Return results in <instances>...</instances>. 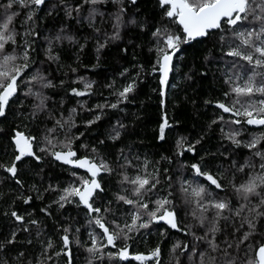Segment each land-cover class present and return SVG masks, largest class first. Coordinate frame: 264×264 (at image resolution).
I'll return each instance as SVG.
<instances>
[{"label": "snow or ice", "instance_id": "snow-or-ice-1", "mask_svg": "<svg viewBox=\"0 0 264 264\" xmlns=\"http://www.w3.org/2000/svg\"><path fill=\"white\" fill-rule=\"evenodd\" d=\"M105 2L106 0H80V3L73 5L67 0H59L58 5L52 4L49 13L55 11L57 7H63L65 17L76 19L77 24L87 23L88 28L92 29L97 36L96 52L99 58L100 50L105 48L110 40L120 39L122 26L136 25L141 31L145 28L144 21H137L134 16L127 18L124 0H113L117 8L110 14L99 10L98 6ZM129 2L134 5L136 0H129ZM46 3L47 0H7L6 3L0 4V9L3 10L0 13V116L6 114V106L16 98L20 87L25 85L24 96L32 98L31 109L26 119L35 121L43 117V122H52V127L43 129V135L40 138L42 146L39 151L54 157L56 161H62L63 164L85 170L86 175L79 176L78 182L72 181L61 190L55 203L62 208L65 203L76 202L77 207L83 206L86 209V223L90 229L88 240L83 243L78 238L73 240L70 237L71 227L65 226L62 229L63 234L59 237L61 252L69 256V246L74 242L82 246L87 253L86 264H103L105 258L109 264H121L129 257L139 264H150L153 260L159 261L160 245L157 244L148 253L133 254L129 250V241L133 240L141 230L148 229L153 222L162 221L169 228L185 231L194 237L191 245H181L177 242L171 246L170 252L173 254L175 264H264V232L260 229V222L264 220V150H261L264 148L262 144L264 132L252 135L248 141L241 138V131L245 125L264 128V0H159L162 11L161 23H158L151 32L154 43L149 51L155 53L151 72L159 76V92L162 97L166 95L169 73L174 68L179 69L173 54L177 53L181 44L194 41L196 38L206 39L210 30H219L218 41L221 48L225 49L224 55L233 58L230 61H224L226 66H230L222 70L224 84L227 86L223 96L230 103L221 100L205 101V103H214L221 112L209 122L208 127L211 128L219 122L222 140L230 142V145L235 148H246L251 153V158L246 159L243 164L238 165V162L234 160L230 165L235 172L228 186L235 197V206L231 199L219 197L214 191L209 190L212 186L218 190L225 189V185L220 182L224 174L218 172L214 175L210 170H206L202 164L204 157H201L200 162L182 166L190 168L193 178L181 179L177 193L173 190L174 185L168 177H166L168 187L166 189L160 187L159 169L153 168L152 172H148L149 161L147 160L141 164L139 157H136L137 163L133 164L132 159L121 149L117 154L114 168L103 157L97 160L98 149L95 146L91 148L90 155L79 156L73 149V141L78 137L66 134L63 140L57 138L59 130H70L74 126L73 116L76 109H70L67 117L63 114L56 116L54 109L48 107L49 97L45 94L46 89L54 87L52 80L39 70L27 76V79L23 78L22 74L31 68V38H38V33L34 28H26L22 34L19 33L13 26L14 18L18 16V13L11 11L17 6L28 9L25 21L22 22L23 26V23L31 24L36 8ZM85 8L87 13L84 11ZM105 15H108L111 22V32L104 31V42H100L102 28L96 24V20L99 18L101 25L109 22L104 20ZM165 20L179 25L182 29L181 34L174 33L168 24L163 23ZM65 40L76 43L74 35L67 34L63 28L46 38L45 56L48 61L59 60L60 57L55 48ZM7 45L12 46V51L7 50ZM80 48L83 49L84 44H81ZM205 60L209 61V58L206 56ZM72 71L75 72V69ZM127 71L128 69H124L121 76ZM201 75L204 73L202 72ZM138 77L139 72H137ZM185 78L191 79V76L185 73ZM78 79L83 81L82 77ZM84 87L90 91L92 84L85 83ZM135 87L136 78H133L115 93L117 103L95 107L114 109L120 100L128 99V95L135 90ZM70 91L77 96L84 94L75 87ZM161 103L163 104V100ZM224 113L230 114L228 120H225ZM100 118L101 113H98L91 120L85 121V125H92ZM166 126L165 119L159 126L160 137L158 138H163ZM123 128L124 125L117 122L108 138L118 140ZM13 133L11 142L14 145V158L10 165L0 164V169L15 178L17 162L21 161L22 157L27 155L40 161L42 156L34 151L36 137L18 129H14ZM202 138L201 136L200 139L186 144L187 138L181 137L177 144L186 147L189 152H195V146ZM98 143L103 144L104 141L101 140ZM257 145H261V148ZM81 147L88 151L87 145H81ZM121 159L124 161L123 164L119 163ZM129 168L134 170V174H129ZM117 170H119L120 190L113 194V199L109 200L106 206L96 207L94 201L97 195L102 197L104 191L98 174L112 173ZM167 172L168 170L165 169V173ZM237 174L241 177L238 183L236 182ZM71 175L77 177L75 171H72ZM200 178H203L205 182H200ZM16 183L21 184V181L16 180ZM177 195L180 204L189 209L186 215H190L203 229L202 235H196L192 231V225L179 227ZM153 196L156 198L152 199ZM73 198L77 199L74 201ZM124 205L128 206L127 210L123 209ZM41 212L49 214L47 207L41 209ZM117 213L120 214L117 215ZM10 216L16 222L24 220V217L16 211H11ZM109 216L112 217L111 220L108 219ZM29 224L38 226L39 222L31 220ZM24 230L29 229L25 227ZM76 232L79 233L80 229L77 228ZM39 234L38 232L37 235ZM165 234L162 230L161 236ZM257 236L260 237L259 242L254 239ZM15 238L16 231H12L11 239L5 243L12 244ZM121 241L123 245L117 247ZM53 243L51 238H48L46 244L42 243L41 257L36 258L35 264H46V261H51L52 256H48L47 253L53 248ZM4 247L5 244H0V248ZM109 248L115 250H109ZM177 251L180 255H175ZM61 252H54L52 255L60 256ZM20 255L23 256L25 253ZM181 256H186L187 262L181 259ZM0 264H7V261H0ZM28 264H32L31 259ZM66 264H72L70 258Z\"/></svg>", "mask_w": 264, "mask_h": 264}, {"label": "trees", "instance_id": "trees-1", "mask_svg": "<svg viewBox=\"0 0 264 264\" xmlns=\"http://www.w3.org/2000/svg\"><path fill=\"white\" fill-rule=\"evenodd\" d=\"M6 2L7 0H0V4ZM67 2L74 5L80 3V0H67ZM53 3L58 5L59 0H47L45 5L36 8L31 24L23 23V26L22 22L25 21L28 9L17 6L11 11L18 13V16L14 18L13 26L19 33L22 34L26 28H34L38 33V38H31V68L22 74L23 78L27 79V76L39 70L52 80L54 87L46 89L45 94L49 97L48 107L54 109L56 116L63 114L67 117L70 109H76L73 116L74 126L70 130H59L57 138L63 140L66 134L78 137L73 141V149L79 156L90 155L91 148L95 146L98 149L97 160L103 157L114 168L117 154L121 149L132 159L133 164L137 163L136 157H139L141 164L147 160L149 161L148 172H152L153 168L159 169L160 187L165 189L168 187L166 181L168 177L174 185L173 190L177 193L181 179L193 178L190 168L182 166L200 162L201 157H204L202 164L206 170H210L214 175L218 172L224 174L220 182L225 185V189L218 190L212 186L209 190L214 191L219 197L231 199L235 206V197L228 186L235 172L230 165L234 160L238 162V165L243 164L246 159L251 158V153L246 148H235L230 145V142L222 140L219 122L211 128L208 127L209 122L221 112L214 103L206 104L205 101L221 100L230 103L223 96L227 86L224 84L222 70L230 66H226L224 61H230L233 58L224 55L225 49L221 48L218 41L219 30L209 32L206 39L181 44L174 56L179 69L174 68L169 73L166 95L162 97L159 92V76L151 72L155 53L149 51L154 43L151 32L158 23H161L162 11L159 0H136L134 5L129 0H124L127 18L134 16L137 21H144L145 28L141 31L136 25L122 26L120 39L110 40L105 48L100 50L99 58L96 52L97 36L92 29L88 28L87 23L77 24L76 19L65 17L63 7H57L55 11L49 13ZM98 7L100 11L110 14L116 11L117 5L113 3V0H106ZM84 11L87 13V8ZM2 12L3 10L0 9V13ZM104 20L109 21L108 15H105ZM163 23L168 24L174 33L181 34L182 29L179 25L167 20ZM96 24L102 28L99 39L100 42H104L103 32H111V22L101 25L100 19L97 18ZM61 28L67 34L74 35L76 43L65 40L56 45L55 50L60 58L55 62L48 61L45 56L46 38L54 35L56 30ZM17 43L19 44V38ZM81 44H84L83 49L80 48ZM6 47L8 51H12L11 45ZM206 56L210 62L205 60ZM72 69H75V72ZM124 69L128 71L121 76ZM137 72H139L138 78ZM202 72L204 75H201ZM185 73H188L191 79H186ZM78 77H82L83 81ZM133 78H136V87L128 95V99L120 100L114 109L95 107L117 103L115 93ZM85 83L92 84L90 91L85 89ZM108 85L113 86L107 87ZM25 87V85L20 87L16 98L6 106V114L0 116V164L10 165L14 158V146L11 142L14 129L37 138L34 151L37 155H41L42 159L37 161L34 157H22L21 161L17 162L15 178L0 169V244H5L4 248H0V261H7V264H28L31 259L32 264H35L36 258L41 257L42 243L46 244L48 238H51L54 242L53 248L47 255L52 256V259L46 261V264H66L69 258L72 264H86L87 253L82 246L71 243L68 249L70 255L65 256L61 252L59 240L65 226L71 227L70 237L73 240L78 238L81 243L88 240L90 229L86 223V209L82 206L77 207L76 202L65 203L62 208L55 203L61 190L72 181L78 182L79 176L86 175L85 170L56 162L52 156L39 151L42 146L40 138L43 135V129L52 127V122H43V117L35 121L26 119L31 109L32 98L24 96ZM73 87L84 94L77 96L71 93L70 89ZM98 113H101L100 120L86 126L85 121L91 120ZM223 115L225 120L230 118V114ZM164 118L167 120V126L164 129L163 138L160 139L158 138L160 137L159 126L165 120ZM117 122L124 125V128L118 140H111L108 137ZM259 132H264V128L245 125L241 131V138L248 141L252 135ZM201 136L203 138L195 146V152H189L186 147L177 144L181 137L187 138V144L200 139ZM101 140L104 141L103 144L98 143ZM81 145H87L88 151ZM257 147L261 148V145ZM57 150H59L58 147ZM119 163L123 164V159ZM165 169L168 170L167 173ZM72 171L77 173V177L71 175ZM118 171L101 172L98 175L104 191L102 197L97 195L94 201L96 207L106 206L107 202L113 199V194L120 190ZM128 172L130 175L134 174L132 168H129ZM240 179L241 177L237 174L236 182L238 183ZM16 180H20L21 184H17ZM200 182L205 181L200 178ZM155 198V196L152 197V199ZM76 199L73 198L74 201ZM113 203L115 205V201ZM176 203L179 207V227L192 225V231L196 235H202L203 229L190 215H186L189 209L180 204L178 195ZM45 207L48 208L47 215L41 212V209ZM127 208V205L123 206L124 210ZM11 211H16L23 216V222L14 221L10 216ZM108 219L111 220L112 217L109 216ZM31 220H37L39 225L29 224ZM25 227L29 230L25 231ZM77 228L80 229L79 233L76 232ZM260 229L264 232V220L260 222ZM162 230L166 233L163 236H161ZM12 231H16L15 241L12 244H6L5 242L11 239ZM254 239L259 242L260 237L257 236ZM177 242L181 245H191L194 237L185 231L171 229L164 223L153 222L148 229L136 234V237L129 241V250L133 254L148 253L159 244L161 253L156 263L175 264L170 250L171 246ZM122 245L123 241L117 247ZM109 250L115 249L109 248ZM54 252H61V254L54 256L52 255ZM20 253L25 255L21 256ZM175 255H180L179 251ZM181 259L187 262L186 256H181ZM103 264H109L107 258L104 259ZM121 264H139V262L129 257Z\"/></svg>", "mask_w": 264, "mask_h": 264}, {"label": "water", "instance_id": "water-1", "mask_svg": "<svg viewBox=\"0 0 264 264\" xmlns=\"http://www.w3.org/2000/svg\"><path fill=\"white\" fill-rule=\"evenodd\" d=\"M211 31H215V29L214 30H210L209 32H211ZM199 39H202V38H196V40H199ZM189 42H192V41H189ZM178 51V50H177ZM175 54L176 53H174L173 55L175 56ZM224 114H227V113H224ZM165 119V118H164ZM247 126H250V127H253V128H258V127H260V126H256V125H247ZM14 146V145H13ZM27 156V155H26ZM53 159H54V157H53ZM55 160V159H54ZM56 161V160H55ZM56 162H59V163H62L63 164V162L62 161H56ZM66 165V164H65ZM68 166H70V167H72V168H76L75 166H71V165H68ZM76 169H78V168H76ZM80 170H84V169H80ZM101 173H99L98 175H100ZM83 207V206H82Z\"/></svg>", "mask_w": 264, "mask_h": 264}, {"label": "flooded vegetation", "instance_id": "flooded-vegetation-1", "mask_svg": "<svg viewBox=\"0 0 264 264\" xmlns=\"http://www.w3.org/2000/svg\"><path fill=\"white\" fill-rule=\"evenodd\" d=\"M160 222V223H164L162 221H157V223ZM150 263H153V264H157L155 260L151 261Z\"/></svg>", "mask_w": 264, "mask_h": 264}, {"label": "rangeland", "instance_id": "rangeland-1", "mask_svg": "<svg viewBox=\"0 0 264 264\" xmlns=\"http://www.w3.org/2000/svg\"><path fill=\"white\" fill-rule=\"evenodd\" d=\"M145 230V229H144ZM141 231H143V230H141Z\"/></svg>", "mask_w": 264, "mask_h": 264}]
</instances>
